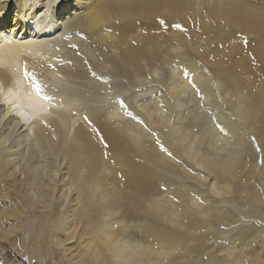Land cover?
<instances>
[{"label":"bare ground","instance_id":"obj_1","mask_svg":"<svg viewBox=\"0 0 264 264\" xmlns=\"http://www.w3.org/2000/svg\"><path fill=\"white\" fill-rule=\"evenodd\" d=\"M199 27H216L220 46L212 47L219 38L207 39ZM163 43L170 51L199 56L195 61L206 64L209 73H198L195 63L187 66L188 75L169 83L170 97L191 87V76L198 79L203 102L223 100L235 115L207 132L201 153L190 152L189 121L181 131L189 140L184 159L191 158L186 161L195 173L180 169L184 180L204 182L206 175L214 180L210 197L199 201L190 191L165 199L171 189L163 193L157 180L173 185L175 179L171 172L165 177L160 165L157 169L158 150L138 140L125 144L122 127L113 126L125 122L126 109L118 105L113 112L109 97H101L114 84L128 93L169 76L161 69L171 61L155 53ZM171 107L167 100L153 103L150 116L168 124L170 135L181 120L178 114L171 118ZM130 130L137 139L138 128ZM8 136H14L10 143ZM166 164L180 173L174 160ZM253 170L262 191L257 189L260 196L252 194L247 206L262 216L244 213L245 228L224 226L244 243L264 232V0H0V242L12 244L7 236L23 228L28 210L36 223L34 242L13 246L17 255L25 251L29 262L36 253L43 254L40 259L55 256L56 264H260L259 257L224 243H217L214 253L209 249L206 259L200 256L202 243L219 234L226 195L237 196L243 175ZM183 205L194 224L181 220ZM207 215L217 223L194 230L198 218ZM229 215L237 223L243 219ZM198 255L204 260L192 263Z\"/></svg>","mask_w":264,"mask_h":264},{"label":"rangeland","instance_id":"obj_2","mask_svg":"<svg viewBox=\"0 0 264 264\" xmlns=\"http://www.w3.org/2000/svg\"><path fill=\"white\" fill-rule=\"evenodd\" d=\"M159 20H161V19L158 18L155 21H159ZM172 25L174 27H178L177 23H173ZM208 28H209V30H208ZM208 28H204V30H202L201 27H199V29H201L200 31H202L205 34L204 36L207 37V39L208 38L214 39V37L219 38V40L215 38L216 40H214V41L216 42V44H214L212 47H214L215 45L220 46L223 39L221 38V36H219V30L216 27H208ZM205 29H207V30H205ZM219 41H221V42H219ZM178 52L177 51L176 52L170 51L167 43H163L159 47L158 52H155L156 54L163 56L165 59H167L168 62L171 61V62H169L170 64L168 63V65H166V67L161 69V70H165L167 72L169 71L168 72L169 76L162 77V78L159 77V81L156 84H154L153 82H148V84L145 85L141 90L136 91V90H133V88H131L128 93L120 92V90L118 89V88H120L119 85L114 84V86L111 85L113 87L110 86V90L108 91V93L101 95V97L105 98V99L109 97L107 100L108 101L107 103H109V101H110L108 106L112 105L115 107L112 110L113 112H116V111L118 112V110H116V108H118V105H119V107H121V109H126L123 111L124 113H126V115L124 116L125 122L124 121H122V122L118 121L115 123V125L119 124L122 127L123 134H125V136H126V137H124V138H126L124 141L125 144H129V143L133 144L135 141L138 140L140 142L139 143L140 146H141V144H143V145H145L144 146L145 148H151L152 149L154 147L156 149L155 151L158 150L156 156L159 154V156H157V159L160 160V162L158 164V161H157L155 163V165L157 164L156 165L157 169H158L159 165L161 166V167L159 166V169H158L160 171H162L163 169L167 170V172H165V173L163 172L164 175H166L170 172H171L172 176H173V174H175L173 172L175 170L173 168L174 166H169L166 164V160H168V158L171 161L174 160L175 162L178 163V166H180V167H177V168H179L178 170L180 173L175 174L176 176L174 175L173 178H172V176L170 178V176H169L170 174L165 176L167 178L169 177L171 180L175 179L174 180L175 183L173 182L174 183L173 185H168L163 180H157V183H159L160 190H161V187L163 189L161 191H164L166 188L171 189L168 195L165 193L166 191L163 192L167 196L165 199L167 200L169 197L170 198L173 197L175 195V193H177V192L183 193L184 191H190V192H194L196 194V196L198 195L197 201H199L202 198L201 196H203V199H205L208 196L210 197L211 183L214 180L212 179L211 176H208V175L202 176V179L204 182H199L197 180H191V181L195 182V184L192 182H186V180H184L186 178H184V176L181 174V173H183L182 170L184 168L186 171H188L190 168L192 170V174H195V173L193 171L194 167L192 168L193 165L191 164L192 165L191 166L187 162L188 160L190 161L191 158L187 157L186 158L187 161H186V159H184V157L186 156L184 154V149L186 148V144L188 143L189 140L188 139L183 140L181 138V131L184 130V126H185L186 122L189 121L191 123V126L189 127V129L191 130V132H190L191 134H189V136L192 137V140H194L193 145L191 144L190 152L201 153V151L203 149V146H202L203 141H204L205 136L207 135V132L211 128L215 127L216 125L221 123L223 120H225V118H228V115L231 118H234L233 116H235V115H234V112L229 108V106L226 105V103L222 99H221L222 101L220 100L221 102L219 101L220 103L216 102L214 104H212L213 102H211V101H210V103L203 102L205 100L203 98V92H202V90L200 91L198 89V86L196 83V80H198V79L192 78L191 76H189L190 79L192 80V81L190 80V82H189L191 87H189V88L187 87V88L182 89L181 91H179L177 93L176 97H174V98L170 97V94H168L169 92L167 89L169 86V83H171V80L175 81L176 79L181 77L183 74L188 75L189 74L188 73L189 67H191V66L193 67V65L196 64L198 67V73L201 71V72H204L206 74L205 77L209 76V73L207 72L208 71L207 66H206V64L199 62L200 61L199 56L197 57L195 54H190L189 50H184V49H181ZM195 59H197L199 61H197V60L195 61ZM182 64H183V67L181 66ZM187 66H189V67H187ZM160 78L161 79L168 78V79H166L165 83H164V82H162V80ZM186 78H188V76ZM208 78H210V77H208ZM109 82H111V80H109ZM213 93L215 96L219 97L218 93H215V92H213ZM135 97H136V100H135ZM161 99H162V101H164V100L169 101L170 106H173V109H172V107L170 108L171 109V118L173 115L175 116L177 114L181 118V120H179V122L176 124L177 129H176V133L172 134L173 136L170 135V132H169L170 128L168 127V124L166 125L165 122L159 123V119H157V118H154L153 120H151V118H150V116H152V113L154 112V111L152 112L153 103H155V105L157 106L158 104H160L162 102V101H160ZM202 99H203V101H202ZM142 103H143V105H146V106H144L143 110H140L139 107H137V106L139 104L142 105ZM221 104L222 105L224 104V106H222ZM4 107L5 106H3V108ZM147 115H149V117H147ZM149 119H150V121H149ZM113 127L118 128L119 126L117 125V126H113ZM136 127L140 131L139 135H137V137H138L137 139L135 138V132H131V130H130V129L135 130ZM7 133H8V130H7ZM141 135H142V137H141ZM128 136L130 137V140H131L132 136H134V138L132 137L133 139L131 141L130 140L127 141L129 138ZM251 136H253V135H250V139H252L254 137V136L253 137H251ZM13 137L14 136H12V137L8 136L9 143L12 141ZM133 140H134V142H133ZM150 141H151V145H150ZM254 141H255L254 142V144H255L256 140L254 139ZM127 142H129V143H127ZM23 146H24V144L21 146L17 145L16 147H12V151L17 150V149L20 150V148ZM129 146H131V145H129ZM135 146L136 145H133L134 148H135ZM255 148L257 149V147H255ZM159 150H160V152H159ZM259 161H261V160L259 159ZM166 166H168L169 168ZM180 169H182V170H180ZM248 174L249 173H246L245 175H243V177L245 179H243L240 182V187H243V186L244 187H243V190H241L237 194V196L236 195L233 196V193L226 195V198H227V200H229V202H227L228 206L227 205L225 206L223 215H222V217H220L222 219L218 220V224H217L216 228H219L218 229L219 234L216 235V237H214V239H216V240L210 239L209 242L206 241L207 244L205 245V243L202 241L203 240L202 238H204V234H207V236L208 235L212 236L213 232L207 230L208 233L205 232L203 234L204 231H202V233H200L198 235V236L202 235V236H200V238L202 239V240L200 239V242L201 243L203 242L202 243L203 248L206 247L203 250L208 252L207 254L205 252V254L203 256H202V253L204 252L203 250H202L201 254L199 253L201 257H204V259H206L205 257H208L210 252L212 253L214 250L216 251V249H218V248L215 249V247H217V245H216L217 243L220 245L224 243L223 244L224 247L226 245H227V247L228 246L229 247L234 246L233 248H236V250L239 254L243 251L244 253L243 252L242 253L244 255H245V253L248 254L247 257L248 256L249 257H251V256L259 257L260 264H262V263L264 264V236H263L264 232L259 233V235H258V233L256 234L254 232L255 233L254 236L256 238L253 236L252 239L250 238L249 240L245 241L246 243H244V242H240L239 237L236 236L235 233L229 232V235H228V233H227L228 231L226 232L225 231L226 228L224 227V226L230 227L233 225L232 228L233 229L236 228V230L241 229V228H245L246 227L245 222H249V221H245L244 218L247 217L249 214L252 215L255 219H257L259 216H262V212H260L258 208H256V210H255L254 207L251 208L249 206V208H248V206H247L248 205L247 201H249V199H251L253 197V195H257V193H258V196H260L259 192L262 191V190H260L262 188L259 186V180L255 176L254 170L249 175ZM177 175H178V177H177ZM247 175L249 176V178L246 179ZM225 177H226V175H225ZM226 178H229L228 175ZM166 181L168 182V180H166ZM177 181L178 182L180 181L181 184H185V185L188 184L187 186H189V187L194 186L198 190H193L190 188H186L183 185L176 184ZM196 185H198L200 188H198ZM257 189L260 191H258ZM163 193H160V194L162 195ZM171 194H172V196H170ZM234 194H236V193H234ZM243 195H245V196H243ZM33 197L34 198L36 197V193L34 194ZM228 197H230V198H228ZM233 197H236V198H233ZM165 199L163 198V200H165ZM211 199H214V198L211 197ZM216 199H217V201L218 200L222 201V199L219 197ZM231 199H233L232 202H231ZM59 200L61 201L62 207H63V205L65 204L64 197L61 196V198ZM207 201H210V199H207ZM163 202H165V201H163ZM160 204H161V202H160ZM163 206L168 207V204L163 205ZM183 207L184 208L180 209V212L182 213V214L180 213V216L182 215L181 220H183L184 223H187L189 225L194 224L195 222L193 220L187 219V216H188L187 215V213H188L187 208L188 207L186 205L185 206L183 205ZM168 208H170V206ZM262 208H263V206H262ZM211 209L214 210V209H216V207L214 209L211 207ZM211 209L209 210L210 213L211 212L215 213ZM29 211L30 210H28L27 217L25 216V220H24L25 223L24 222L21 223V225H23V228L22 229L19 228L15 232H11L7 236L9 238V240H11L10 242H12L13 245L12 244L9 245L8 244L9 242L7 243V241L0 242V264H41L42 261H45V264H56L55 261L57 260V257H55V256H51V257L46 256V259L45 258L40 259L39 257H41V255H43V254L36 253L35 255H37L38 258L35 261L31 260V262H29L27 259L28 255L25 251H24L23 255H17L18 253L15 251V249H14L15 247H13L16 244V242L18 243L19 249H20L21 245H23V242L25 243L24 239H29L30 243L34 242L33 237L35 235L34 231L36 230V223L34 220L35 216H34V218L30 217ZM230 213L238 215V216L242 215L243 219L241 217H239L238 223L236 220L232 221L231 220L232 216L229 215ZM244 213H246L248 215H245ZM29 219H31V220H29ZM39 219H41V218H39ZM39 219H38V221H39ZM210 221H212V222L214 221L213 224L217 223L216 222L217 220L214 216L212 217V216L207 215V216H204V218L199 217L198 221L195 224L193 229L196 231H199L200 229H203V225L205 227L209 228L210 225H208V222L210 223ZM8 223H10V225H14V223L12 221H9ZM8 223H5L6 224V225H4L5 228H8L10 226V225H8ZM258 224H262V223H258ZM17 231H19V232H17ZM16 232L18 234H16ZM226 233H227V235H225ZM13 234L14 235L16 234V235L13 236ZM21 235H25L28 238H25V236H23V238H20V237H22ZM226 237H227V239H226ZM211 238H213V236ZM217 240H218V242H217ZM238 240H239V242H238ZM213 242H215L216 246L214 245ZM209 249H210V252H209ZM37 251H39V249L34 248V252H37ZM257 251L258 252L260 251V252L256 253ZM39 252H41V251H39ZM253 253H254V255H252ZM200 256L198 255L195 258H192L191 262L197 263L198 260H204ZM249 259L251 261H254V258L253 259L249 258ZM250 260H247V261L250 262ZM247 261H246V263H247Z\"/></svg>","mask_w":264,"mask_h":264}]
</instances>
